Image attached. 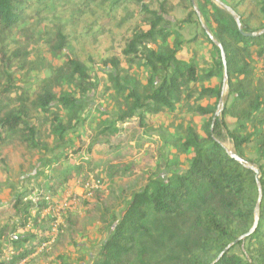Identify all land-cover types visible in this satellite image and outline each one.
Wrapping results in <instances>:
<instances>
[{"label":"trees","instance_id":"1","mask_svg":"<svg viewBox=\"0 0 264 264\" xmlns=\"http://www.w3.org/2000/svg\"><path fill=\"white\" fill-rule=\"evenodd\" d=\"M185 1L191 4V0H0V33L25 26L31 34L35 27L58 24L57 19L63 25L69 19L71 27L77 26L74 32L59 31L57 35L58 53L66 50L73 56L69 55L50 88L16 99L12 98L11 85L0 91V144L19 136L22 145L35 152L42 148L47 131L64 142L84 108L80 100L63 92L62 83L67 80L81 89L89 82L87 63L96 60L91 56L89 61L83 60L79 52L90 53L87 48L104 40L111 42L106 46L110 50L105 49L100 61L111 71L109 80L116 93L129 105L128 111L119 115L120 121L140 110L174 112L178 105H188L191 113L203 118L199 131L195 127L183 129V138L175 141L180 144L179 152L188 157V167L149 179L131 196L119 217L113 218L109 236L92 264H264V165L259 167L258 184L255 171L232 158L222 143L228 138L234 153L250 164L243 149L258 138L264 157V79L252 87L253 64H261L264 78V0H218L235 13L241 31L231 16L212 12L210 0H198L203 10H208L206 18L213 37L225 51L226 85L232 101L224 108L222 119L216 111L225 83L217 89L199 86L197 66L178 59L182 42L166 18ZM130 8L138 11L147 30L122 19ZM72 11L75 15L66 18ZM192 15L194 11L187 23L193 24ZM119 29L123 31L113 34ZM124 65H141L151 78L143 84L131 77ZM218 69H224L222 58ZM205 99H212L213 104L201 106ZM63 111L70 115L67 123L63 122ZM35 114L40 117L35 118ZM227 115L236 121L233 130L224 120ZM43 116L48 118L47 127L40 123H45ZM74 153L79 155L81 150ZM83 171V167L73 166L56 173L37 192L29 193L35 205L23 195L16 197L12 208L20 217L16 229H26L32 214L43 215L54 207L60 190ZM259 186L262 200L257 229L230 247L254 225ZM43 217L35 221L38 228L29 237L20 240L12 235L11 254L0 259V264H22L49 241L53 219ZM237 248H243L244 253H236Z\"/></svg>","mask_w":264,"mask_h":264},{"label":"rangeland","instance_id":"2","mask_svg":"<svg viewBox=\"0 0 264 264\" xmlns=\"http://www.w3.org/2000/svg\"><path fill=\"white\" fill-rule=\"evenodd\" d=\"M210 1L212 12L218 10L226 17L235 19L236 15H231L214 0ZM130 9L122 15V19L133 23L132 27L134 25L147 30L138 11ZM192 11L195 15H192L193 24H190L187 19ZM206 12L208 10H203L198 0H191V4L185 1L173 8L172 14L166 19L169 28L179 34L182 42L178 59L194 63L198 68L201 78L199 86L217 89L222 82L225 83L216 111L221 113L218 117L221 118L224 111L221 108L230 106L232 99L228 97L225 71L222 69L220 72L218 69L221 58L218 42H212L204 29L213 36ZM75 13L76 11H72L66 14V18H72ZM59 21L57 19L55 22L58 24L55 25L35 27L31 34L27 33L25 26L0 33V91L11 85L14 90L12 98L16 99L51 87V81L67 63L69 55L73 56L66 50L58 53L57 35L59 31L74 32L77 29V26L71 27L69 19L64 21L65 25ZM122 31L116 30L113 34ZM110 44L109 40H104L100 45L98 43L87 48L90 53L79 52L83 60L89 61L90 56L96 60L87 63L90 80L85 81L81 89L67 80L62 83L63 92L80 100L84 108L78 118L73 120L64 142L47 131L43 135L42 148L35 152L27 150L19 136L7 138L0 144V236L3 234L0 238L3 240L0 242L1 260L11 254L12 235L20 240L25 239L38 228L35 221H42L45 219L44 215H53L51 208L43 215L32 214V219L28 221L29 227L16 229L20 226V217L12 209L15 198L23 195L35 205L36 200L29 193L37 192L56 173L73 166L84 168L81 176L70 180L60 190L55 205L58 209L67 199L69 208L62 214V224L56 221L54 224V220L49 222V240L52 244L22 264H92L109 236L113 218L119 217L131 196L142 190L149 179L182 172L188 167V157L179 152L180 144L175 141L183 138L185 129L195 127L199 131L203 118L191 113L188 105H178L174 112L150 114L140 110L132 118L120 121L119 115L127 112L129 105L116 93L109 80L111 71L100 61L106 55V46ZM106 50L108 52L110 49ZM253 66L255 79L252 87L255 88L259 80L264 78L261 64ZM124 68L131 77L143 84L151 78L141 65H124ZM212 104V99H205L200 103L203 107ZM61 116L63 122L67 123L69 113L63 111ZM34 117L39 118L40 115L35 114ZM47 120L43 116L42 121L45 123H40L47 127ZM224 120L229 129L236 128V121L230 116H225ZM257 139L243 149V155L250 165L259 170L264 165V157L258 149ZM222 143L227 150L234 152L233 144L228 138H223ZM79 150L81 153L76 155L74 152ZM235 252L241 255L244 253L243 248H237Z\"/></svg>","mask_w":264,"mask_h":264},{"label":"water","instance_id":"3","mask_svg":"<svg viewBox=\"0 0 264 264\" xmlns=\"http://www.w3.org/2000/svg\"><path fill=\"white\" fill-rule=\"evenodd\" d=\"M194 1V0H193ZM218 5H220L223 9L227 10L228 12L231 13V15H233L235 17V13L229 8L227 7L226 5H224L222 2L218 1V0H214ZM235 20H236V23H237V26L238 28L240 29L241 31V24H240V21L238 18L235 17ZM205 31L207 32V35L209 36L210 40L212 42L215 43V39L213 38V36L206 30V28H204ZM255 34H249V36H254ZM218 45V48L220 49L221 51V58H222V62H223V65H224V69H225V82H227V79H228V73H227V70H226V57H225V51H224V48L222 47L221 44L217 43ZM224 107L221 108V111H223ZM220 112H217L216 113V116L219 117L220 116ZM229 154L232 158H234L235 160H237L239 163H241L242 165L246 166L247 168H250L252 169L253 171H255V174H256V180L259 184V181H260V171L258 169H256L254 166L248 164L243 158H241L239 155L235 154L233 151H229ZM261 200H262V193H261V187L259 186V200H258V204H257V207H256V210H255V221H254V225L253 227L250 229V231L243 235L241 238H239L235 243H233L230 247H232L233 245L241 242V241H245L248 237H250L251 235L254 234L255 230L257 229V225H258V221H259V207H260V203H261Z\"/></svg>","mask_w":264,"mask_h":264},{"label":"built area","instance_id":"4","mask_svg":"<svg viewBox=\"0 0 264 264\" xmlns=\"http://www.w3.org/2000/svg\"><path fill=\"white\" fill-rule=\"evenodd\" d=\"M56 206V205H55ZM54 206V208H51V210H53V215H49V216H51L52 217V219L54 220V224H55V221H56V223H58V224H62V214H63V212L67 209V208H69V203H68V200L67 199H65L63 202H62V204L58 207V209H57V206L55 207ZM56 209H57V211H56ZM52 244V241L51 240H49V241H47V242H45L41 247H40V249L38 250L39 252H42V251H45L46 249H48V247L50 246ZM38 252V253H39Z\"/></svg>","mask_w":264,"mask_h":264}]
</instances>
